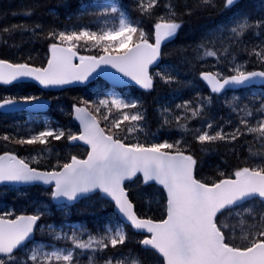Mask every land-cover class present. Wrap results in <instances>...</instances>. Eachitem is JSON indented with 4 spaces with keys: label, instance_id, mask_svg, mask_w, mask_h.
Returning <instances> with one entry per match:
<instances>
[{
    "label": "snow or ice",
    "instance_id": "obj_1",
    "mask_svg": "<svg viewBox=\"0 0 264 264\" xmlns=\"http://www.w3.org/2000/svg\"><path fill=\"white\" fill-rule=\"evenodd\" d=\"M158 2L159 0H138V8L142 14L151 15ZM238 2L239 0H223V7L231 10ZM200 5L214 7L215 0H200ZM165 7L167 14L160 16L154 24V43H149L143 28L121 7L107 5L94 14L104 18L114 17L115 23L111 26L98 27L96 30H92L90 26H77L71 30H52L47 33L46 38L53 42L49 45L51 56L46 67H33L29 63L14 64L0 59V83L10 85L19 78L32 77L46 87L65 85L86 81L101 65H110L142 88L152 89L154 78L149 73V68L161 58L162 44L175 37L182 27L174 6L168 3ZM258 7V12L254 6L251 12L234 14L222 28H227L236 37H243L253 29L264 31V0H260ZM32 14L31 10L23 13L25 16ZM104 22L108 24L107 19ZM229 24L232 26L229 27ZM39 28L40 25L37 24L34 28L23 30L35 32ZM3 31L9 32V29L5 28ZM135 35L139 36V43L133 41ZM81 41L86 46L99 48L103 54L79 56V63H74ZM199 48L202 59H219L217 50L205 43H201ZM224 51L227 52V49ZM251 54L264 62V46L252 48ZM230 71L232 74L229 75L212 71L202 72L200 75L211 92L217 94L226 87L246 85L258 78L264 80V71H246L244 65L234 64ZM156 76L165 83H172L175 79L171 74L159 71ZM38 99L36 96L19 99L0 97V109L21 102L33 103ZM212 100L213 97L208 96L201 99L198 107H193L192 101L177 107L190 112L191 117H198ZM80 103L87 105L89 102ZM93 107L107 122L106 127L100 126V120L87 107L74 106L75 118L83 128L80 134H75L70 129L65 131L49 127L26 138L13 140L19 145H48L49 138L57 141L62 138L83 141L90 146L86 159L72 156L70 162L57 164L60 170L41 171L31 167L23 159L6 153L0 155V182L54 185L50 195L56 201L75 202L98 191L102 198H110L114 202L121 222L106 224L101 233H88L85 239L83 228L71 229L66 233L51 224L41 227L38 222L48 211L43 207L34 214L19 215L14 219L0 216V264H78L76 250H80V254L88 253L87 264H100L101 259L103 264H147V258L133 254L115 260L111 257L98 258L97 254L109 247L116 248L125 244L128 236L122 223L151 234L142 239L140 244L145 251L154 250L155 254L163 258V264H264V155L257 165L235 170L232 174L234 178H222L209 183L196 177L197 160L193 155L186 154L180 141L125 143L129 135L144 130L140 122L145 117L137 102L113 96L99 100ZM101 109L104 111L101 112ZM113 109L116 110L115 113ZM126 109L136 111L129 112ZM244 111L246 117L253 115L251 110ZM258 111L264 114V103ZM188 118L177 117V122ZM124 122L128 123L125 125ZM168 122L165 118L164 123ZM240 124L243 130L236 127L231 132H225L223 128L213 131V124L207 123L204 130H197L195 139L201 144L233 142L245 133L258 134L264 138V118L254 123L241 118ZM179 126L187 127L186 124ZM2 139L11 138L5 135ZM34 162L40 161L37 158ZM138 174H141L139 179L144 186L155 182L166 192V218L156 221L137 214L125 182L133 181ZM219 175L223 177L224 173L220 172ZM139 195L148 203L155 198V193L141 192ZM256 200L262 206L259 211H254L256 205L251 203ZM243 213L249 215L252 223L244 227V221H240V238L243 243L238 245L237 226L230 224L228 220ZM45 229L55 240L70 242L71 247L47 251L43 245H34L29 249L26 242L32 241L36 231L43 232ZM19 250H26L25 260L20 259Z\"/></svg>",
    "mask_w": 264,
    "mask_h": 264
},
{
    "label": "trees",
    "instance_id": "obj_2",
    "mask_svg": "<svg viewBox=\"0 0 264 264\" xmlns=\"http://www.w3.org/2000/svg\"><path fill=\"white\" fill-rule=\"evenodd\" d=\"M171 3L182 27L175 37L170 39L164 46L159 63L151 69L154 78L153 88L144 89L139 85H127L119 88L112 87L103 78H97L91 83L82 86H73L60 90H48L40 87L36 82H21L4 85L0 83V97L20 98L24 96H48L52 97L53 104L46 115L56 121L63 130H71L73 133L80 132V125L74 119V106L81 105V101H88L89 108L94 112L92 100L96 95H101L109 90H117L127 101L137 102L139 110L143 112L145 119L141 121L142 132L129 135L126 143L163 142L173 143L180 141V146L186 149V153L193 155L197 160L196 174L198 179L211 183L222 178L234 177L235 170L242 167H252L261 162L264 155V138L258 134L245 133L233 142L218 141L212 144H201L195 139L197 130H204L207 123L213 124V131L223 128L225 132H231L236 127L243 126L240 119H248L250 123L264 118V114L258 109L264 103V86L245 87L239 90L227 91L222 95L214 94L202 81L200 74L204 70L221 72L229 75L233 65H244V70H264V62L251 54V49L264 46V31L259 29L250 30L243 37H236L227 28V24L234 14L251 12L256 6L259 11L260 0H241L231 10L223 7V0H215V6L200 5V0H159L151 15L142 14L138 8V0H0V59L10 60L15 63H29L38 67L47 65L50 58V43L53 41L46 38L49 31L70 30L71 27L88 25L93 21L92 13L105 4H113L121 7L126 14L139 24L147 35L150 42H154V24L158 18L167 14L166 4ZM86 9V11H85ZM31 10V16H25V11ZM190 12V14H188ZM255 19V14L253 15ZM40 25L35 32L24 31L23 28H34ZM13 26H16L13 28ZM20 26H23L21 28ZM232 25L229 24V27ZM9 29L4 32L3 29ZM221 29V31H217ZM259 32V35H254ZM211 41L209 44L208 42ZM136 42L139 36L136 35ZM205 43L208 47L217 50L218 57L201 58L202 51L199 46ZM171 44V47H169ZM227 49V52L224 50ZM81 54L102 55L99 48L86 46L80 42L77 48ZM171 74L175 79L172 83H165L156 72ZM212 96L211 104H207L201 115L191 117L190 112L177 107L187 101H192L193 107H198L202 98ZM245 109L251 110V117L245 116ZM167 110V111H165ZM115 109L113 112L115 113ZM126 111L134 112L136 109ZM28 113L7 115L0 111V155L10 152L20 156L30 166L43 170H58L57 164L68 163L72 156L85 158L89 148L82 144H74L64 138L52 140L49 138L48 145L32 144L19 145L14 139L26 138L28 133L37 132L43 128L42 123L34 121L27 124L14 123L13 119L21 120ZM98 115V114H97ZM35 117V115H31ZM99 116V115H98ZM177 117H189L177 122ZM165 118L168 123L165 124ZM101 123L106 127L107 122L99 116ZM125 125L128 122H124ZM186 124L187 127L179 125ZM124 127V125H122ZM11 139L4 140L3 136ZM255 153L256 155H253ZM39 163H35V159ZM220 172L224 176L219 175ZM129 195L133 200L138 214L142 217H151L161 220L166 217V193L161 186L150 183L144 186L139 177L127 183ZM53 186L43 185H0V216L11 209L14 218L20 211L35 212L43 207L48 209L41 219L40 226L54 225L65 226L67 223L78 222L85 234L97 235L103 231L106 224L121 222L115 206L111 201L102 198L100 193H95L83 198L75 205L58 204L51 198ZM141 192L155 193L151 203L145 201L139 194ZM256 205L254 211L262 207L259 200L252 201ZM244 221V227L252 223L249 215L233 216L228 222L237 226L236 243L242 244L240 221ZM126 229L128 239L124 245L116 248L109 247L97 254L98 258L113 260L126 257L129 254L147 258V264H163V258L154 253V250L145 251L140 241L146 234L137 232L129 224L122 223ZM36 239L48 242L67 244L66 240H55L52 235L45 231H37ZM87 255L81 256L80 250H76L79 264H87ZM21 260L26 259V250H19ZM103 264V259L100 260Z\"/></svg>",
    "mask_w": 264,
    "mask_h": 264
},
{
    "label": "water",
    "instance_id": "obj_3",
    "mask_svg": "<svg viewBox=\"0 0 264 264\" xmlns=\"http://www.w3.org/2000/svg\"><path fill=\"white\" fill-rule=\"evenodd\" d=\"M241 0H239L240 2ZM151 43V42H149ZM163 45V44H162ZM161 53H162V46H161ZM93 56V55H91ZM78 59H79V54H78V57L76 60H74V63H79L78 62ZM9 61V60H7ZM9 63H14V62H11L9 61ZM159 63V60L150 66L149 68V73H150V70L152 67H154L155 65H157ZM15 64V63H14ZM31 65V64H30ZM33 67H38V66H35V65H31ZM47 66V65H46ZM45 66V67H46ZM207 71H210V70H204L203 72H207ZM251 71H264L263 69H255V70H251ZM213 72V71H212ZM98 77H102L103 79L107 80L112 86H115V87H120V86H126V85H138L136 84L135 81L131 80L130 77H125L122 73L118 72L115 68H112L110 65H101L100 68H98L95 72L92 73V75L86 80V81H83V82H73V83H70V84H65V85H51V86H44L42 84H40L39 81L35 80L34 78L32 77H23V78H19L17 81H14L13 83L15 82H28V81H34V82H37L41 87L43 88H46V89H51V90H60V89H65V88H68V87H72V86H81V85H85V84H88L90 83L91 81H93L94 79L98 78ZM204 83L206 84V82L204 81ZM207 85V84H206ZM264 85V80H260L259 78L256 79L255 81L249 83V84H246V85H242V86H234V87H226V89L224 91H222L221 93L219 94H224L226 91H229V90H239L241 88H244V87H251V86H263ZM208 86V85H207ZM209 87V86H208ZM210 88V87H209ZM211 90V89H210ZM214 94H217V93H214ZM39 99L33 103H18L12 107H8V108H3V109H0V111L4 112V113H7V114H13V113H19V112H24V111H27L29 113H33V114H40V113H45L47 111H49V109L51 108L52 104H53V99L51 97H47V96H39L38 97ZM14 99H19V98H14ZM77 106H82V107H87L88 110L90 112H92L90 110V108L86 105H77ZM93 113V112H92ZM93 115H95L93 113ZM74 118H75V115H74ZM97 119L99 120V118L97 117ZM75 120L79 123L80 125V133L83 131V128H82V125L80 124V121L77 120L75 118ZM100 126L103 127L101 121H100ZM79 133V134H80ZM73 143L75 144H83L87 147H89V151H90V146H88L87 144H85L83 141H72ZM6 153H4L3 155H5ZM187 154V153H186ZM17 158L21 159L19 156H17ZM87 158V157H86ZM86 158H83V159H86ZM41 171H47V170H42V169H39ZM60 170V169H59ZM196 174V173H195ZM141 174H138L137 177H140ZM197 177V175H196ZM227 178H234V177H227ZM135 180V179H134ZM129 181H126L125 182V185L128 183ZM151 183H155V182H151ZM35 184H40V185H44V186H54V185H45V184H42V183H32V184H26V183H21V182H0V185H15V186H25V185H35ZM162 187V186H161ZM129 191V190H128ZM98 192V191H97ZM92 195V194H91ZM130 198V196H129ZM82 199V198H81ZM81 199H79L78 201H75V202H69V201H66V200H61V201H56L57 203L59 204H63V203H67L69 205H72V204H75V203H78ZM108 200H110V198H107ZM131 199V198H130ZM111 201V200H110ZM113 202V201H112ZM114 203V202H113ZM134 203V202H133ZM136 210V209H135ZM137 212V211H136ZM31 214H34V213H23L21 215H31ZM138 214V213H137ZM139 215V214H138ZM120 216V215H119ZM7 218V217H5ZM121 218V217H120ZM146 218V217H145ZM7 219H11V218H7ZM14 219V218H13ZM158 221V220H156ZM40 223V221L38 222V224ZM135 230V229H134ZM136 231H139V232H144L146 233L148 236L147 237H150L151 234L147 233L145 230H136ZM36 237V232L34 233V236H33V239L32 241L35 239ZM31 242V241H30ZM29 243V242H26V244Z\"/></svg>",
    "mask_w": 264,
    "mask_h": 264
},
{
    "label": "rangeland",
    "instance_id": "obj_4",
    "mask_svg": "<svg viewBox=\"0 0 264 264\" xmlns=\"http://www.w3.org/2000/svg\"><path fill=\"white\" fill-rule=\"evenodd\" d=\"M107 5H113V4H105V5H102V7H100V9L99 8H97L96 9V12H98V11H100V10H102L105 6H107ZM95 12V13H96ZM91 17L93 18V21H89V23L90 24H88V25H79V26H90L91 27V29L92 30H96L98 27H105V26H111L113 23H115V18L114 17H108V18H104V17H99V16H97V15H95L94 13H92V15H91ZM105 19H107V21H108V24L106 25L105 24ZM74 27H71L70 28V30L71 29H73ZM172 39V38H171ZM133 41L134 42H136V35L135 36H133ZM169 41V40H168ZM168 41H165L164 43H163V45L162 46H164ZM137 43H139V42H137ZM169 47H171V44H169ZM173 47V46H172ZM171 47V48H172ZM78 52V54H79V56H91V55H89V54H85V55H83V54H81L79 51H77ZM200 78H201V75H200ZM31 96H33V95H31ZM113 96H116V97H120V98H122V99H124V100H126L125 99V97L123 96V95H121V93L120 92H118L117 90H114V89H112V90H109L108 92H106V93H104V94H101V95H96L94 98H93V100H92V106L94 105V103H96V102H98L99 100H102V99H110V98H112ZM127 101V100H126ZM88 106V105H87ZM94 108V107H93ZM92 111V110H91ZM104 110L103 109H101V112H103ZM126 111V110H125ZM93 112V111H92ZM94 113V112H93ZM98 118H99V116H101L100 114H98V113H94ZM99 116H98V115ZM32 121H34L35 123H42L43 124V128L42 129H39L37 132H33V133H28L27 135H25V137H28V136H30V135H33V134H36V133H38L39 131H41V130H45L46 128H49V127H51V128H53V129H63L61 126H58L57 124H56V121H54V120H52L51 118H49L48 116H46V115H43V116H37V115H35V117H32L31 115H26L25 116V118L24 119H20V118H18V117H16V118H14L13 119V122L14 123H20V124H27V123H30V122H32ZM6 213H11V209H9L8 211H5L4 212V214H6ZM23 213H25V212H23V211H20V213H19V215H21V214H23ZM31 213H33V212H31ZM18 215V216H19ZM3 216H5V217H7V218H11V217H8V216H6V215H3ZM11 219H13V218H11ZM41 227H43V225H41ZM122 227H123V229H124V231L126 232V229L124 228V226L122 225ZM80 228V224H70V225H66V226H61V227H58V228H56L57 230H60V229H62L64 232H66V233H68V232H70V230L71 229H79ZM127 233V232H126ZM83 238H87V235H84V237ZM61 240H63V239H61ZM34 245H43L44 246V250H47V251H51L53 248H67V247H70V246H68V245H63V244H58L57 242H48V244H44L43 243V241H41V240H39V239H35L33 242H31L29 245H27V247L30 249L31 247H33ZM86 254V253H85ZM85 254H81V256H83V255H85ZM80 263V261H78V264Z\"/></svg>",
    "mask_w": 264,
    "mask_h": 264
},
{
    "label": "bare ground",
    "instance_id": "obj_5",
    "mask_svg": "<svg viewBox=\"0 0 264 264\" xmlns=\"http://www.w3.org/2000/svg\"><path fill=\"white\" fill-rule=\"evenodd\" d=\"M100 78V77H99Z\"/></svg>",
    "mask_w": 264,
    "mask_h": 264
}]
</instances>
